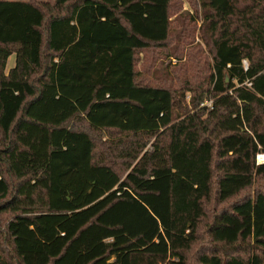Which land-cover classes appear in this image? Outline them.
I'll use <instances>...</instances> for the list:
<instances>
[{
	"label": "trees",
	"instance_id": "1",
	"mask_svg": "<svg viewBox=\"0 0 264 264\" xmlns=\"http://www.w3.org/2000/svg\"><path fill=\"white\" fill-rule=\"evenodd\" d=\"M189 2L0 0V264H264V0Z\"/></svg>",
	"mask_w": 264,
	"mask_h": 264
},
{
	"label": "rangeland",
	"instance_id": "2",
	"mask_svg": "<svg viewBox=\"0 0 264 264\" xmlns=\"http://www.w3.org/2000/svg\"><path fill=\"white\" fill-rule=\"evenodd\" d=\"M18 1H27V0H18ZM39 2H48L49 0H38ZM183 3H182V9H181V16L178 18V22L175 23L174 22V25L175 24H179L180 26H182L183 28L185 26H187L188 29L192 30L194 33H195V36L196 38H194V42H192L191 44H188L184 47V50H183V60L181 61L182 64L185 63V64H188L190 63L188 60H187V55H188V52L189 50L192 48V46H195L197 44L201 45L203 50H204V53L206 54L207 56V59L209 60V62H211V55L208 53L207 49L205 48L204 44H203V41L202 39L200 38V34H201V26H202V15H201V12H198L199 10L196 9L192 3L189 2V0H182ZM187 13V14H186ZM189 15H193L196 19V26H194V23H193V20H192V16H189ZM177 26V25H176ZM175 33L173 34L175 37H178V36H181V28H177L176 30H174ZM191 41H192V36L189 38ZM163 56V55H162ZM161 55L157 58V60L155 61V64L151 66L150 70L149 71H145V74L146 76H149V78L151 79H155V78H158V79H161L163 77L166 76V72H163L164 69L163 66H165L166 64H168L170 61L168 59H165L164 57H162ZM172 62H171V65H175L178 63L177 59H174L172 58L171 59ZM246 63V62H245ZM15 65V56H11L7 62V68L10 69L12 67H14ZM141 65H142V62L139 63V68H141ZM174 71V70H173ZM172 71V72H173ZM171 72V73H172ZM187 100H188V97H187ZM210 103V102H209ZM105 139H103L104 141ZM260 156H264V154H259L256 158V161H257V164H264V158L263 157H260ZM261 158V159H260ZM264 188V179L260 180V181H256V183L253 185V187L250 189V192H254L255 189H258V190H262ZM249 192V193H250ZM244 195H247V192L246 193H243L240 197H238L239 199L244 196ZM238 199H233V201H236ZM212 204L214 203H210V205H208V213H209V217L211 215V210L212 208L214 209V207H212ZM215 205V204H214ZM218 208V206H216V209ZM219 209V208H218ZM6 219V217H3L2 220L4 221ZM209 219H207L205 221V223L208 221ZM204 223V224H205ZM4 230V226L1 228L0 230V233ZM203 237H201L202 239ZM201 239L199 240L201 242ZM199 248H201V244L198 246ZM198 248V249H199ZM208 247H203L202 251L204 250H207ZM201 250V249H200ZM197 250H193L189 255V259H188V264H198L197 261H196V256H195V253H196Z\"/></svg>",
	"mask_w": 264,
	"mask_h": 264
},
{
	"label": "built area",
	"instance_id": "3",
	"mask_svg": "<svg viewBox=\"0 0 264 264\" xmlns=\"http://www.w3.org/2000/svg\"><path fill=\"white\" fill-rule=\"evenodd\" d=\"M210 103H211V102H210ZM210 103H209V102H207L206 104H207V105H210Z\"/></svg>",
	"mask_w": 264,
	"mask_h": 264
},
{
	"label": "bare ground",
	"instance_id": "4",
	"mask_svg": "<svg viewBox=\"0 0 264 264\" xmlns=\"http://www.w3.org/2000/svg\"><path fill=\"white\" fill-rule=\"evenodd\" d=\"M260 157H263L264 158V156H260ZM261 159V158H260Z\"/></svg>",
	"mask_w": 264,
	"mask_h": 264
},
{
	"label": "crops",
	"instance_id": "5",
	"mask_svg": "<svg viewBox=\"0 0 264 264\" xmlns=\"http://www.w3.org/2000/svg\"><path fill=\"white\" fill-rule=\"evenodd\" d=\"M9 69L7 68V71H8Z\"/></svg>",
	"mask_w": 264,
	"mask_h": 264
}]
</instances>
